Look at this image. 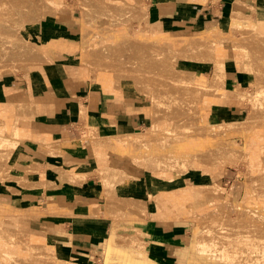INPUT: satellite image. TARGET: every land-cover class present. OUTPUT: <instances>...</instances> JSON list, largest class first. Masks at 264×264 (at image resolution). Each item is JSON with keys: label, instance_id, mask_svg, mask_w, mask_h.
<instances>
[{"label": "crops", "instance_id": "0c3cea01", "mask_svg": "<svg viewBox=\"0 0 264 264\" xmlns=\"http://www.w3.org/2000/svg\"><path fill=\"white\" fill-rule=\"evenodd\" d=\"M58 1L45 0L50 7L57 4L58 9L63 10L65 1L60 4ZM240 2L219 0L216 4L214 0H148L147 7L141 8L145 17L135 19L136 25L147 27L146 41L123 36L117 42L108 43L105 40L106 43L98 42L99 45H90L96 48L101 46L117 48L118 45H125L127 49L130 47L133 51L135 44H149L150 40L157 39V44L165 49L163 42L165 43L169 38L176 39L174 41L175 45H179V51L181 41L186 40L185 38L205 35L209 38L217 37L221 25L227 19L224 14L227 9L246 15L249 23L248 35L254 36L255 31L264 25V20H259L264 19V0H240ZM237 6H241L242 11H247L246 13L253 15L256 20L242 11L234 10ZM80 16H75V10H72L67 1L65 11L26 26L28 38H24L27 42L24 44H30L31 54H33L30 63L39 59L49 60V62L45 65L31 64L27 78H24L21 73L5 70L10 65L3 66V64L0 67V119L2 112H7L8 116L18 107H33L35 109L32 113L33 118L28 121L29 127L24 128L31 130V136L41 134L49 136L51 141L57 143V146L51 154L41 149L38 142L34 143L31 139L30 142L19 144L20 150H15V157L25 153L31 157V160L41 165L47 164L55 168L70 165L83 174L102 168L100 167L101 153L96 154L91 143L83 140L84 119L89 125L97 128L101 137L129 134L139 137L141 135V158L145 168L134 161L128 153L121 154L107 150L103 154L109 166L118 168L117 170L125 173L129 178L116 185V195L122 199L127 198V202L143 201L148 212L144 217H140L135 212L119 208V202L116 200H108L103 193V183L98 175L90 176L81 183H73L61 181L64 179L60 180L59 170L50 172L47 169L49 171L47 175L51 178H48V183L51 187L47 184L48 187L40 190L38 186L33 185L39 181V174H31L29 187H23L17 183L10 186L18 192L9 191L7 185L0 187V212H6L10 208L15 209L11 221L18 226L26 227L28 223L39 225L38 219L33 218L32 215H38V210L41 209L45 213L44 218L41 219L44 222L42 225L44 233L33 231L28 234L15 226H3V232L0 230V234L3 235L0 238V264H5L4 257L7 254L23 256L29 263L27 254L20 253L21 250L29 249L46 251L52 256L47 259L53 264H122L123 262L125 264H185L188 238L192 228L189 221L191 214L196 208L207 207L211 203L216 205L218 202L230 203L233 200V196H230L228 192H216L210 188L211 185L208 182L212 175L198 169L205 163L204 158L208 152L212 154L223 152L229 156H239L244 152L247 157L254 156L248 144L240 145L230 137H217L205 131H213L219 127L241 129L240 125L247 121L249 114L243 119H233L242 110L239 109V104L230 103L216 107L210 106L209 110L210 108L216 110L209 118V122L204 121L199 114L190 113V116H183V118L181 110L174 113V101L169 100L165 107L167 112L165 114L172 118L180 114L179 118H173L175 124L187 123L188 119L189 122L194 123L196 119L201 122L200 127L204 136H209L210 139L205 144L198 141L177 143L163 141L164 138L169 140L170 137L168 138V134L164 132L169 129L161 128L158 125V118L153 124V106L150 98L146 102L145 99L136 95L128 82L121 80L116 85L113 76L105 80L106 86L84 78L89 77V70L85 72L74 60L79 54H84L82 49L86 48L90 40L88 36V43L85 44L84 35L85 32L91 33L92 29L87 22H84L82 12ZM99 22L98 20L97 24ZM23 27L22 21L14 22L13 26H2L0 22V46L3 35L6 39L22 40L23 37L18 31ZM101 27L103 26H99ZM217 27L219 28L216 31L207 33L208 30ZM149 29L151 33H148ZM226 52L217 54V57L215 56L212 60H195L212 62L213 66L209 78L205 75L207 69L201 65L197 66L199 74L190 70L195 78L192 80L191 87L185 91L190 92V100L203 89L229 100L235 96L244 95L241 85L232 90L226 87V75L230 83L237 80L233 64L225 62ZM3 59L5 58L0 53V65ZM246 60L261 59L247 58V54L241 56L240 52H237L236 63L241 70H245L242 62ZM174 66L173 69L160 70V74L180 78L177 69L181 68L176 67V64ZM97 76L98 74L95 75V79ZM169 79L170 82L171 78ZM214 80L218 81L216 88L212 86ZM167 87L171 88L169 91H182L179 81L176 80L170 82ZM199 111L202 114V110H197ZM152 125L153 129L144 133L152 128ZM232 131L227 133L228 136ZM2 135L0 133V136ZM203 140L207 141V139ZM145 145H148V150L145 149ZM179 165L185 166L184 174L175 172V167ZM239 169L229 165L217 172L224 181L238 177L241 173ZM165 177L170 180L166 181L163 179ZM169 194H172V197L167 196ZM190 199L192 200L185 203ZM198 202L200 206L196 207L199 205ZM246 202H250V198L245 196L243 200L235 204ZM158 203L164 209H160ZM107 207L110 211L111 207H115L116 210L136 214L142 219V224H137V227L127 224L125 227L129 230L133 229L131 234H116V232L112 234L113 219L106 215ZM93 209L99 210L100 214H92ZM7 230L25 234L29 240L34 239L35 243L28 246L20 241L10 243L6 236ZM133 235L136 236L137 244L132 246L131 250L128 244L130 240H122L126 248L113 244L116 237L124 239ZM126 253L128 258L125 256ZM14 263L16 262L10 264ZM49 264L52 263L49 262Z\"/></svg>", "mask_w": 264, "mask_h": 264}, {"label": "rangeland", "instance_id": "374dc122", "mask_svg": "<svg viewBox=\"0 0 264 264\" xmlns=\"http://www.w3.org/2000/svg\"><path fill=\"white\" fill-rule=\"evenodd\" d=\"M65 1V8L58 9L57 4H54V7H56V11L54 13H51L48 11L47 6L49 4L44 1V3H41L39 1L33 3L32 5L29 3H25L24 0H0V22L2 23V26H13L14 22L16 21H22V25L24 26L22 29L18 31V33L23 37L22 40L18 39H6L4 35L2 36V42L0 46V53L1 56L5 59H3V63H1L0 67L3 65L5 66L6 63L10 65L9 68L5 70H12L17 73H21L24 78L28 77L29 69L32 65H45L49 62V60H42L39 59L37 61H34L32 63H29V59L32 56L28 48L29 46H26L27 43L24 38H28V30L26 26L29 23H33L32 21H38L40 22L41 19H45L47 16H56L59 12L66 10V2H69V5L71 6L72 10H75V16H80L82 12V17L84 18V22H87L92 32L88 33L90 36L89 44H97L100 43H106L107 42H117L120 41L123 36H129L133 40H145L147 39V27L146 26H139L136 25L135 19L136 18H142L145 17L144 11L141 9L143 7H147L148 0H59L58 3H64ZM201 1V0H200ZM217 4L219 0H214ZM124 2V3H123ZM237 2L241 3L240 0H237ZM241 6L234 7V10L236 11H242ZM244 12V11H242ZM247 12V11H246ZM244 12V13H246ZM53 14V15H51ZM249 15L251 19H254V16L251 14L246 13ZM224 16V15H223ZM98 20L100 21L98 24ZM264 20V19H259ZM82 21V20H81ZM103 26L99 28V26ZM105 26V27H104ZM249 26V23H243L242 26H236V27H230L227 34L224 35H217V37L210 36L209 39L201 42H208L207 45H212V48L214 49V46H216L215 50L217 52H221V50H227L225 62H230L233 64V67L236 70L235 78L237 79L234 83H230L229 77L226 75V81L227 85L226 87L228 89L236 88V86L241 85L244 90L243 96H235L233 99H223L220 98L218 94H213L212 91L207 90H201L200 92L196 93L194 97L191 98L189 103H182L178 101H174V113H177L178 111H182V116H190V113L193 114H199L202 116V119L206 122H209V118L211 115L215 113V108L209 107H216L224 104H239V109L242 110V112L236 114L233 119H243L245 118L251 111L255 110L257 111L256 115L253 118V123L248 127L251 128V131L248 129H227L225 127L223 128H217L213 129V131H205L208 133H212V135L217 137L224 138L230 137L231 140L235 141L236 143L240 145H249L250 146V152H253L254 156L247 157L245 156L244 152H242V155L239 156H229L226 153L218 152V153H209L204 158L205 163H203L198 169L204 170V172H209L212 175L211 180L208 182L209 185H211L210 188H213L216 192L226 191L230 194L232 197V201L230 203H221L218 202L217 205L215 203L209 204L207 207L202 206L199 208H196L200 206V202H198L199 205H197L194 210V212L191 214V217L189 218V221L192 224V228L190 229V234L188 238V244H187V257L185 264H189V258H190V249L193 245L197 244V241L199 242H211L212 240H218L221 243V251L219 250V259H215V264H245L244 258L251 257L249 255V252L245 250V253L248 252V254H236L233 249L237 250L238 253L242 251L241 248L243 246H237L234 244L239 238L234 236H219L218 225L222 224L224 221H230L234 220L236 227L232 228V231L244 233L245 230H248V226L251 227L250 232H252V236L255 237H264V210L257 211L256 213L247 214L243 211V207L240 205H236L235 203L238 201H241L244 199V197L250 198V204L260 203L264 205V93L260 94L258 96L253 92L259 91L261 92L262 89H264V85H261V81L264 79V74L262 72L257 73V77L254 71H248V70H241L239 66L236 63V56L237 52H240L241 56H245V53L252 52L249 54L253 59L260 58L261 60L263 58L259 57V55L262 51H264V40L263 42L258 41L257 38H261L263 36H259L257 33H255V37H245L246 34L249 33V29L247 28ZM240 27V28H238ZM219 27L210 29L207 31V33L216 31ZM151 33V30L149 29L148 33ZM206 36V35H205ZM106 38V39H105ZM178 39V38H177ZM186 40L181 41L180 50L179 45H175L176 42L174 40L176 39H169L167 38L166 42L163 44L165 45V49L161 48L157 43L158 40H150V43L148 44H135L133 46L134 55L129 56V52L131 50L130 47L123 46L122 49H117L113 55H111L109 58H107L106 61V67L103 69L100 68L101 65H98L94 67V63L89 60L85 61L83 59L82 53L79 54V56L74 60V62L79 65L80 68H82L85 72L89 70L88 76L84 77L86 79H89L91 82H98L101 83L103 86H106L105 80L107 78H110L111 76L115 79V84L117 85V82L119 83L121 80L122 82H128L135 90V94L145 99L146 102H148V99L150 98L151 104L153 108H155V105L159 108L158 111H153L152 121L154 124V121L156 118H158L159 126L162 128L167 127L169 130L164 131L167 133L168 138H164L163 141L168 142H189V141H198L199 143H207L210 139L209 136H204L202 128L200 127L201 122L195 119V122H189V119L187 120V123L184 124H175L174 119L179 118L180 114L172 116H168L165 113L166 110V104L169 100L166 102L162 98L161 104L154 102L153 96H154V90L157 87H162L163 89L170 90L171 88H168L167 85L170 84V82L173 81H179L180 88L182 91H186L191 87V84L189 82L181 83V78H177L174 76H164L163 73L160 74V70L171 68L173 69L176 64V67L193 70L196 74H199L197 71V66H203L206 70L205 75L206 77H210L211 74V68L213 66L212 62H203V61H195V60H212L208 54H205L208 51L204 47L194 44L188 43V38H185ZM255 39V40H254ZM173 40V41H171ZM181 40V39H178ZM28 41V40H27ZM174 42V43H173ZM179 42V41H177ZM221 42V43H219ZM218 45H217V44ZM22 45V46H21ZM159 47H160V54H159ZM219 47H224L219 48ZM27 49V51H26ZM176 49V51H175ZM25 50V51H24ZM30 50V49H29ZM138 51V52H137ZM23 53H27L26 59L20 57ZM128 53V54H127ZM254 53L256 56H254ZM165 54V55H163ZM178 54V55H176ZM253 54V55H252ZM26 56V55H25ZM260 56H262L260 54ZM250 57V58H251ZM15 60H12V59ZM255 58V59H256ZM59 60L60 58H55ZM62 59V58H61ZM83 59V61L81 60ZM258 60V61H261ZM84 62V65L81 64ZM32 64V65H31ZM87 64V65H86ZM100 66V67H99ZM154 66L156 68H154ZM98 67V68H96ZM102 70H97V69ZM248 68V67H247ZM96 69V70H94ZM142 69V70H141ZM159 70V71H158ZM4 71V70H3ZM158 71V72H157ZM98 74V76L95 79V75ZM255 74V75H254ZM1 77V76H0ZM171 78V81L169 82V78ZM257 78V84L255 85V81ZM118 79V80H117ZM22 79H20L21 81ZM259 82V83H258ZM114 89H116L114 86H112ZM250 93L249 94L246 93ZM264 92V91H263ZM253 93V94H252ZM156 95V94H155ZM253 97V98H252ZM259 97V98H258ZM260 99V100H259ZM172 101V100H171ZM150 103V102H149ZM173 105V104H172ZM202 110V113L197 110ZM33 107H18L10 112L8 115V122L10 120L16 121L20 119V124L22 127H29L28 121L33 118ZM239 111V110H238ZM1 114V111H0ZM173 115V114H172ZM193 120V119H192ZM191 120V121H192ZM221 121V120H219ZM228 121V120H226ZM232 121V120H231ZM218 122V121H217ZM83 125L85 126V129L83 131V140H87L91 143L93 150L96 152V154L102 155L100 157V167L96 171H93L89 174H84L85 176L81 178L76 179H64L61 181H68L73 183H81L84 182L86 179H88L90 176H96L98 175L102 180V175H104V172L110 171L111 173L119 172L117 170L118 168L109 166L105 161V154H103L107 150H113L121 154L128 153L134 161L139 163V165H143L145 168L142 158H141V151H142V144H141V135L139 137H132L128 141H125L122 137L123 135L119 136H104L101 137L99 133L97 132V128L94 126H91L87 123V120L83 122ZM1 128V127H0ZM84 128V127H83ZM82 128V130H83ZM152 128L146 130L144 133H147L151 131ZM234 130V131H232ZM232 131L230 135L228 136V132ZM0 133L3 134L4 137L1 139L2 144L0 145V163L4 166V168L9 167L8 161V155L10 157H13L12 161L15 158V150H20V143H26L30 142L31 139L34 140V143L38 142V145L41 149L48 153H54L53 149L57 146V143L54 141H51L50 137L47 139H44L45 134L32 136V138H22L19 137L20 134L17 132H14L13 130H5L3 128L0 129ZM143 134V133H142ZM139 138V140L137 139ZM207 139V141L203 140ZM145 149L148 150V145H145ZM35 162V161H34ZM152 163V162H151ZM7 164V165H6ZM234 166L235 168H240L241 173L239 176H235L234 178L226 179L222 181L221 175L219 172H217L221 168H225L227 166ZM35 163L30 168L32 171H30L31 174H36L37 171L35 169ZM50 166L47 167L46 165H39V172H43L46 169H48ZM20 168V166H15L13 169H6L3 173H8L10 175H14L16 170ZM50 172L52 170L49 169ZM48 171V172H49ZM55 172V171H54ZM175 172L184 174L186 172L184 165H179L175 167ZM56 173V172H55ZM28 174V173H27ZM41 175V174H40ZM234 175V174H233ZM48 176V175H47ZM15 177L12 176V178ZM49 177V176H48ZM158 177V176H157ZM50 178V177H49ZM160 178V177H159ZM162 178V176H161ZM8 179V180H7ZM4 181H0V187H4V185H7L9 187V191L11 192H18V190L11 188V185L19 184L23 187H29V182L27 180L21 179L20 177H17V179L12 180L11 178H7ZM51 179V178H50ZM166 181H169L170 178H163ZM108 183L104 187V195L108 200H116L119 202V208L129 210L132 212H135L138 216L144 217L145 214H147L146 209H142V205L139 204V200L134 201H128L127 198H120L115 193V187L118 183L124 182L126 179L122 181L121 177H116L114 175H111ZM48 178L40 179L38 182L33 183V185L38 186L40 190L45 189L47 184L49 187H51V184L48 183ZM172 194H169L167 196L172 197ZM166 196V198H168ZM171 200L170 198H168ZM194 199V198H192ZM187 200L185 203L191 201ZM146 202V200H145ZM147 203V202H146ZM141 205V207H140ZM158 206L160 209H164L163 206L158 203ZM254 206V205H253ZM194 208V207H193ZM192 208V209H193ZM191 209V212L193 211ZM120 211V210H118ZM15 212V209L10 208L7 209L6 212H0L1 216V223L2 226L9 227V226H15L18 229H21L22 231L28 232H37V233H44V222L41 221V219L44 218L45 213H43V210H38V215H32L33 218L38 219L39 225H28L25 227L24 225L18 226L17 224H14L12 219V214ZM125 212H118L111 213L110 208H106V215L111 217L113 219V226L111 233L113 232L116 234H126V233H133L130 229L125 227L127 224H133L132 226H138L137 224H142L139 221H134L129 214H123ZM94 214L99 215L100 211L95 210ZM135 214V215H136ZM245 221L246 224H245ZM29 222V221H28ZM136 223V224H135ZM241 223V224H240ZM254 223V224H253ZM234 224V222H232ZM238 224V225H237ZM241 225V228L238 226ZM256 224V225H255ZM256 226V227H254ZM243 227V230H242ZM247 227V228H246ZM239 228V229H238ZM244 228H246L244 230ZM256 228V229H255ZM240 229L242 231H240ZM256 230V234L254 233V230ZM258 229V231H257ZM239 230V231H238ZM252 230V231H251ZM135 232L137 230L135 229ZM134 232V233H135ZM249 232V233H250ZM258 232L260 235H258ZM261 232V233H260ZM29 234V233H28ZM251 234V233H250ZM262 234V235H261ZM3 235L0 234V238H2ZM14 243V242H13ZM47 243V242H46ZM133 242L128 243L130 250L132 249V246H135L137 244H132ZM115 246L120 245V247L126 248L125 242L117 241L115 240L113 242ZM202 249V244L200 243L198 245ZM238 247V248H236ZM245 247V246H244ZM213 248V247H210ZM23 249V248H22ZM230 249V252H229ZM239 249L241 251H239ZM228 250V251H227ZM227 252V253H226ZM231 252H234L232 254L234 257L237 256V258L241 260L228 261V253L231 254ZM21 254H27L28 256V262L29 263H22V264H49L53 262L50 261L47 258H52L51 255L47 254L45 252H40L37 250L29 249V250H21ZM204 253V252H203ZM227 254V255H226ZM212 255V253L210 254ZM231 256V255H230ZM117 258V257H116ZM224 261H223V259ZM227 260H226V259ZM222 259V260H221ZM226 261V262H225ZM20 262V261H19ZM14 264H21L19 263ZM48 262V263H47Z\"/></svg>", "mask_w": 264, "mask_h": 264}, {"label": "bare ground", "instance_id": "6f19581e", "mask_svg": "<svg viewBox=\"0 0 264 264\" xmlns=\"http://www.w3.org/2000/svg\"><path fill=\"white\" fill-rule=\"evenodd\" d=\"M2 1H4V0H2ZM24 1H25V3H29V4L32 5L33 3L37 2V1H39L41 3H44L45 0H24ZM47 9L51 13H54L56 11V7H54V6L53 7L47 6ZM224 14L226 15L227 19L221 25V30L219 31V36L227 34L230 27L232 28V27H236V26H242L243 23H248V17L246 15L242 14V13H237V12L231 11V9H227ZM51 15H53V14H51ZM32 22H35V21H32ZM238 28H240V27H238ZM255 33H257L260 37L263 36V37H261L259 39L257 38L258 41L263 42V40H264V25H261L259 27V30L255 31ZM86 35H87V37H86ZM88 36H89V34L87 32H85V35H84L85 44L88 43ZM206 37H207V39H209L208 36L189 37L188 43L189 44H194V45L196 43L197 45H200V46L204 47L206 50L208 49L209 52L205 51L206 52L205 54H208L210 56V58H214L215 56L217 57V54H221V53L226 52V50H223V52H222V50H221V52H217L215 50L216 46H214V49H213L211 44L207 45L208 42H201L200 43V41H204V39L206 40ZM245 37L248 38V37H251V36L246 34ZM252 37L254 38L255 36H252ZM26 46H29L28 51L31 54V46H30V44H28ZM123 46L124 45H118L117 48H116V46H112V47L101 46L100 48H96V47L88 44V45L85 46L86 47L85 49H82V50H84V54H83L82 57H83V59L85 61H87V60L89 61L90 60L91 63L93 62L94 63L93 64L94 67H95V65L96 66L101 65V67L100 66L99 67L103 69V67L104 68L106 67V61L105 60L107 58H109L111 55H113V53L117 49L118 50L122 49ZM26 51H27V49H26ZM250 53H252V52L248 51V53H246L247 54V58L251 57V56H249ZM260 54L262 56H260ZM260 54H257V55H259V57L263 58L261 61H258V60H246V61L242 62L243 68L248 70V71H254L255 74H256V77H257V73L258 72H262L264 74V51H262ZM31 55L33 56V54H31ZM133 55H134V50L133 51L130 50L129 56H133ZM254 56H256L255 53H254ZM20 57L26 59L27 53H23L22 56H20ZM31 57L29 59V63H30ZM83 59H81V60L83 61ZM81 64L84 65V62H82ZM5 66H9V64L6 63ZM96 68H98V67H96ZM100 68L97 69V70H102ZM154 68H156V67L154 66ZM218 69L221 70V68H218ZM94 70H96V69H94ZM177 70H178L177 73H178V75L181 78V83H183V81H184V82H189V84L192 85V80H195V78L191 75L190 70L184 69V68L177 69ZM94 75H96V74H94ZM167 78H170V77H167ZM216 78H217V76H216ZM255 79H256V81H255V85H256L257 84V78H255ZM215 81L216 80H214V82L212 83V86L214 88H216V84L218 82V81H216V82ZM261 85L262 86L264 85V79L261 81ZM259 91L253 92V93L256 94V95H254V97L264 93L263 92L264 89H262L261 92H259ZM189 93H190L189 91L188 92H185V91L174 92L172 90L169 91L167 89H163L162 87H157L154 90L153 100H154V102H156L158 104L159 103L161 104L162 98L164 99L165 102L167 100H170V101L172 100V101H178V102H182V103H189L190 102ZM246 94H249V96H251L250 93H248V92ZM158 110H159V108L155 105V108H153V111H158ZM256 113H257V111H255V110L251 111L249 113L247 121L243 122L240 125V127H242L244 130H246V129L248 130L249 129L248 127H250V125L253 123V118L256 115ZM82 114H84V113H82ZM7 118H8L7 112H2V117L0 119V127L1 128L5 129V130H10L11 129L14 132L19 133L20 134L19 137H22V138H25V137L30 138V139L32 138L31 130H29L28 128L22 127L21 124H20V119H18L16 121L10 120V122H8ZM84 121H85V119H84ZM219 128H222V127H219ZM249 130L251 131V128ZM134 136L135 135H133V134H129V135H123L122 138L125 141H128L129 139H131ZM48 137L49 136L45 135L44 139H47ZM3 138L4 137L0 136V145L2 144L1 139H3ZM7 159H8L7 162H9V165H8L9 167L4 168V166L0 163V181H4L7 178H11L12 180H14V179H17V177H20L21 179L23 178L24 180H27V178H28L27 182H29V176L31 175L30 171H32L31 168H30V165L32 166L34 163H35V166H36L34 170H36L37 171L36 174H39V176H40L39 180L40 179H44V178H49L47 176L48 170L46 169L45 171L38 173L39 172L40 163L34 162L33 160H31V157L29 155L25 154V153H20L17 157L14 158L13 161H12L13 157H10V155H8ZM15 166H20V168H18L16 170L15 174H14L15 177L12 178V176H14V175H10L8 173H3L7 168L8 169H13ZM48 166H50L48 168L50 170H55V171L59 170L60 171V173L58 174L60 179L61 178H63V179H76V178H81V177L85 176L83 173L77 171L75 167H72L70 165H67L68 167L64 166V167H57V168H55V166L51 167V165H48ZM111 175H114L116 177H121L122 181L124 180V178L126 180L129 179L128 176L125 173H119V172L111 173L110 171H108V172H104V175H102V183L104 185L109 182V180H107V179L110 178ZM139 204H141L142 205V209L145 210L144 202L143 201H139ZM240 204L243 207V211L245 213H247V214L256 213L257 211L264 210V205L260 204L258 202L254 203V204H250V203H247V204L240 203ZM240 204H238V205H240ZM141 205H140V207H141ZM116 209L117 208H115V207H111V211L110 212L118 214V212L121 211V210L118 211ZM94 212H95V209L92 210V214ZM123 214H129L130 216H132L131 218L134 221L142 222L141 218L137 217L136 215H134L132 213L125 212ZM232 222H234V224H232ZM246 222L247 221H245V224H246ZM2 227L3 226H2V223L0 221V230L1 231H2ZM233 227H236L235 221L233 219L228 221V222L224 221L222 224L218 225V229H220V230H218L219 236H227V237H229L231 235V236L239 238L236 242H234V244H236L237 246H239L241 244L240 246H243V248H241L242 251L240 249H239V251H241L240 253H238V249L237 250L233 249V251H235V253L237 252L236 253L237 255L238 254L242 255L243 253L244 254H248V252H249L250 256L252 254L251 257L244 258V260H245L244 263L245 264H264V237H260V236L256 237V235H255V237L252 236V232H250V229H249L251 227V223H250V227L248 226V230L249 231L247 232V230H245L247 228L246 227V228H244V230L246 232L241 233V234H240V232H237V231H235V232L238 233V234H235L234 231H232ZM238 227L241 228V225L238 226ZM254 227H256V226H254ZM251 229H252V227H251ZM242 230H243V227H242ZM242 230L240 229V231H242ZM257 231H258V229H257ZM254 233L255 234L257 233L256 230H254ZM258 235H260L259 232H258ZM6 236L9 238L10 243L11 242L20 241V242H22V244L27 245V246L30 245V244H34L35 243L34 239H30L29 240L25 234L21 235L18 232H16L15 230L13 232H9L8 231ZM115 240L121 241V242H122V240H125V241L130 240L131 242H133L132 244H136L135 243L136 242V236L135 235H133V236H131L129 238H124V239L116 237ZM200 243L202 244V249L198 246ZM210 247H213V248H210ZM236 248H238V247H236ZM219 250L221 251V243L218 240H216V239L212 240L211 242H207L205 240H204V242L197 241V244L193 245L192 248L190 249L189 264H215L216 262L214 260L215 259H219L221 257V256L219 257V254H220ZM245 250H247L248 252L245 253ZM229 252H230V249H229ZM211 253H212V255H210ZM232 254H234V252H231V254L228 253V255L226 254L227 256H229L228 257V261H230V263L232 261H234V260L236 261V258H237V256L234 257ZM125 256L128 258V254L127 253L125 254ZM4 258H6L5 264H10L11 262H16L17 263L19 261L21 262V264L22 263H27V260H26L25 257L16 256L15 254H7ZM240 258L239 259L237 258V260H241ZM223 261H224V259H223ZM122 264H125V263L123 262Z\"/></svg>", "mask_w": 264, "mask_h": 264}]
</instances>
